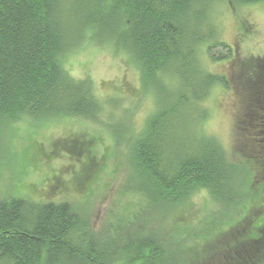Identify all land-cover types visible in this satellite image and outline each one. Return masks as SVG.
Masks as SVG:
<instances>
[{"label": "trees", "instance_id": "1", "mask_svg": "<svg viewBox=\"0 0 264 264\" xmlns=\"http://www.w3.org/2000/svg\"><path fill=\"white\" fill-rule=\"evenodd\" d=\"M213 6L211 0H0V128L23 118L98 120L105 105L95 83L74 77L63 57L83 39L116 41L136 63L144 90L159 96L140 133L127 138L129 164L141 181L135 190L157 211L184 207L202 189L221 207L234 205L240 213L258 198L252 176L264 181V62L240 63L234 78L244 101L240 134L252 144L247 158L254 165L244 167L199 127L207 116L201 101L214 86H230L224 75L207 71L200 56L204 50L217 59L218 47L232 54L219 38ZM173 81L183 87L174 92ZM189 117L198 131L192 125L193 142L185 145L180 133ZM231 207L228 216L236 215ZM226 219L221 236L238 223L230 226ZM123 227L113 236L98 234L71 203L5 198L0 264H170L178 258L169 249L176 237L168 239L163 229L135 226L120 234ZM263 227L237 238L223 264H264L253 261L264 256Z\"/></svg>", "mask_w": 264, "mask_h": 264}, {"label": "rangeland", "instance_id": "2", "mask_svg": "<svg viewBox=\"0 0 264 264\" xmlns=\"http://www.w3.org/2000/svg\"><path fill=\"white\" fill-rule=\"evenodd\" d=\"M211 3L219 38L232 48V54L218 47L213 51L217 59H213L201 50L202 65L211 73L224 75L230 86H214L201 101L207 116L199 127L221 142L232 161L250 167L254 163L247 157L252 144L240 134L244 101L234 78L240 63L254 58L264 62V4L232 0ZM63 61L74 77L93 80L105 111L96 121L81 117L45 121L23 118L0 128V200L23 196L35 201L68 202L86 216L90 231L108 236L122 226L124 231L135 226L163 229L168 239L176 237L169 249L178 258H171L170 264H223L224 254L230 252L229 246L237 238L248 229L264 226V181L256 175L252 178L258 198L246 202L240 213L234 205L221 207L202 189L174 211L160 212L149 206L135 190L141 181L129 164L127 138L145 126L156 109L158 94L153 89L144 90L136 63L116 41L83 39L68 50ZM171 87L175 92L183 86L173 81ZM195 120L193 123L189 117L183 123L187 128L180 137L185 145L193 142ZM83 143H89L85 150ZM230 207L236 215L228 216ZM225 219L230 226L238 223L221 236L224 231L219 226ZM259 259L263 261L264 256H255L253 261Z\"/></svg>", "mask_w": 264, "mask_h": 264}]
</instances>
